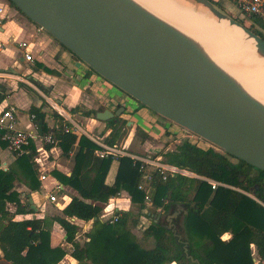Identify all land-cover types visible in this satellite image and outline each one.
<instances>
[{"label": "trees", "instance_id": "trees-1", "mask_svg": "<svg viewBox=\"0 0 264 264\" xmlns=\"http://www.w3.org/2000/svg\"><path fill=\"white\" fill-rule=\"evenodd\" d=\"M210 1L216 4L214 0ZM236 20L245 25L244 20ZM249 20L257 23L261 30L245 26L264 39V21L256 17ZM68 111L75 113L78 108ZM31 113L35 115L38 132L52 131L63 154H68L77 142L70 175L54 170L52 174L64 185L73 187L78 195L72 196L62 208V215L50 219H13L7 215L8 203L15 206L14 214L33 212L32 209L27 211L30 195L24 196L23 202L17 183H23L29 192L39 190L40 183L35 177L32 161L36 152L33 142L28 146L29 153L17 156L14 165L6 169L0 167V219L6 218L0 228V250L6 261L12 264H57L67 251L60 245H50V225L56 222L65 241L71 244L70 255L78 264H88L92 245L102 238V245L107 250L102 264H256L252 247L259 258L257 264H264V171L211 146L204 149L188 139L176 144L171 151H161L165 162L187 167L232 188L218 186L213 189L207 182L195 178L168 177L163 181L155 177L151 195L153 208H160L168 214L176 204H182L187 212L182 213L177 234L152 219L137 241L131 239L130 212L118 211L120 217L114 224L100 222L97 218L103 210L101 203L117 196L121 190L128 192L140 211L146 208L145 191L137 188L141 178L137 162L127 156L119 157L114 182L109 185L105 178L113 157L99 158L94 154L96 144L85 135L63 132L62 117L55 115L58 125L51 128L44 122L41 107L32 108ZM84 114L88 116L89 113ZM118 119L119 116L103 121L107 128H111L105 139L108 144H116L123 135ZM229 157L237 161L233 162ZM251 187L255 192L246 194ZM72 217L84 221L97 218L94 221L97 229L87 233L89 239L82 245L76 239L78 226L70 220ZM116 225L121 227L116 229ZM225 233L230 237L223 239ZM149 238H153L154 245L151 248L141 246V242Z\"/></svg>", "mask_w": 264, "mask_h": 264}, {"label": "water", "instance_id": "water-1", "mask_svg": "<svg viewBox=\"0 0 264 264\" xmlns=\"http://www.w3.org/2000/svg\"><path fill=\"white\" fill-rule=\"evenodd\" d=\"M8 1L143 106L264 171V102L201 41L133 0ZM189 1L217 22L238 29L264 56V39L257 33L210 0ZM123 110V106L115 111L104 109L90 113V117L106 121ZM250 192L255 189L251 187ZM28 198L31 209L37 212ZM177 206L182 218L181 212L187 210ZM175 218V213L169 212V225L155 220L175 232Z\"/></svg>", "mask_w": 264, "mask_h": 264}, {"label": "crops", "instance_id": "crops-1", "mask_svg": "<svg viewBox=\"0 0 264 264\" xmlns=\"http://www.w3.org/2000/svg\"><path fill=\"white\" fill-rule=\"evenodd\" d=\"M0 8H3L4 12L8 13L9 16L8 19L0 23V110L7 105L15 106L18 109L17 126L19 128H32L33 121L29 117L31 109L35 107H41V112L44 113V122L48 127H57V116H55L56 114L44 99V95H49L61 102L67 110L77 107L78 111L70 114L74 118H76V115L83 118L85 125L81 124L82 128L90 135L101 137L104 141L110 134L111 128H107L103 121L91 118L90 113L104 109L115 111L117 107L123 106L124 110L119 115L117 123L120 126L123 125L121 131L124 133L126 129L125 133H127V136L123 138L124 136L122 135L116 144L122 147L124 144V148L130 145L135 146L136 149L134 151L126 149L135 155L160 156L163 159V156L160 155L161 151L173 150L171 148L167 150V139H174V143L178 144L181 142V137L186 138L183 128L143 106L100 76L39 25L27 18L8 0H0ZM22 41L27 43L25 48L19 46ZM25 53H30L31 60L24 58ZM46 68L55 72L49 73ZM84 113L89 114L86 116ZM137 132L142 135L138 143H136L137 140L135 139L139 135ZM32 144L36 151L32 161L36 169L35 177L40 183L39 190L29 192L23 183H18L16 188L21 193L23 202L25 201L23 197L30 195L37 212L32 209L33 212L31 213L14 214L15 206L8 203L7 215L13 219L29 217H46L50 219L54 215H62V208L70 201L72 196L78 195L73 187L64 185L58 180L56 175L52 174L54 170L61 174L70 175L74 165L73 156L78 147L77 142H75L68 154H63L58 144L49 148H46L41 143V147H38L36 141ZM29 151L28 147L26 153H29ZM15 159L16 157L7 149L6 144L0 140V163L3 164L5 162L8 167L14 165ZM113 163L116 165L114 175L111 178H107ZM111 166L105 178V183L109 185L114 182L118 158H113ZM42 174L46 175L44 179H40ZM49 193L55 194L57 203L48 199ZM152 193L153 191H151V195ZM101 205L103 206V210L100 213L102 216L100 217L99 215L97 217L100 222H107L112 215L120 214L118 211H128L131 214V209L134 207L139 209L137 204L132 203L130 195L125 190H121L117 196L111 197L106 203H101ZM177 205L185 209L184 205L176 204L173 208L174 211L178 209ZM30 206V203H28L27 211L31 209ZM149 206L147 205V208L141 210V212L150 221L155 217L152 213H149ZM157 210L159 211L160 208ZM159 213L157 218L161 217V211ZM96 219L84 221L76 217L70 218L78 226L76 239L81 245L89 239L87 233L97 229V225L94 223ZM5 222L6 218H3L0 228ZM50 226V245H60L67 251L63 259L57 264H78V261L70 255L72 246L65 241L62 229L56 222H51ZM59 232H62L63 242L61 243L58 241ZM225 235L228 236L227 238L230 237L229 233H225ZM102 239H98L92 245L88 264H102L104 262L107 250L102 245ZM147 242L150 245H154L153 238ZM252 255L255 262L259 261L256 251ZM0 261L12 264L3 258L1 250Z\"/></svg>", "mask_w": 264, "mask_h": 264}, {"label": "built area", "instance_id": "built-area-1", "mask_svg": "<svg viewBox=\"0 0 264 264\" xmlns=\"http://www.w3.org/2000/svg\"><path fill=\"white\" fill-rule=\"evenodd\" d=\"M234 6L238 11L246 16H254L261 21H264V0H232ZM0 23L3 20L9 18L8 13L4 12L3 8H0ZM19 46L25 48L27 43L22 41L19 43ZM24 58L26 60H31L30 53H25ZM21 80V79H19ZM23 81V80H21ZM45 101L50 105L53 112L62 117L64 120L63 132L71 133L76 136L87 135L88 139L96 144V148L94 150V154L99 158H104L111 156L113 158H119L122 156H127L132 158L137 162L138 171L140 173V182L138 183L137 188L139 190L145 191L144 194V202L147 205H152V182L155 177H159L161 180L165 181L168 177H184V178H195L202 181L207 182L211 185V188H216L218 186H226L231 187L227 184L218 182L206 176L197 174L190 170L187 167L178 166L175 164L165 162L160 156H140L135 155L127 151L124 147L118 144H108L101 137H94L90 135L87 131H85L81 124H79L75 118L70 114V112L65 108V106L57 101L55 98L44 95ZM18 109L13 105H7L5 108L0 110V140L6 144L7 149L13 154V156L17 157L23 155L27 152L28 146L30 142L39 141L43 146L50 145V147H54L57 145V138L55 137L52 131L39 133L38 125L34 122L35 115L30 114V120L33 121L32 128L30 129H21L17 126L18 122ZM185 132V131H184ZM189 133H185L186 138L188 140H199L202 142L204 146H211L213 148H217L214 145L210 144L199 136L193 134L190 131ZM86 136V137H87ZM201 147L200 144H197ZM218 149V148H217ZM216 149V150H217ZM0 167L3 169L7 168L6 163H0ZM46 177L45 174L40 175V179H44ZM232 188V187H231ZM48 199L52 202L57 203V199L54 193L48 194ZM159 211L156 210L153 213L154 217L159 215ZM120 214L112 215L107 222L113 224L118 221Z\"/></svg>", "mask_w": 264, "mask_h": 264}, {"label": "bare ground", "instance_id": "bare-ground-1", "mask_svg": "<svg viewBox=\"0 0 264 264\" xmlns=\"http://www.w3.org/2000/svg\"><path fill=\"white\" fill-rule=\"evenodd\" d=\"M133 1L167 24L201 41L202 45L208 46L216 53L230 70L234 67L240 70V75L247 77L245 82L258 93L255 92V96L264 102V56L259 55L256 45L244 38L238 29L225 26L210 16L206 18L209 14L202 16L184 0ZM233 73L243 80L244 77Z\"/></svg>", "mask_w": 264, "mask_h": 264}, {"label": "rangeland", "instance_id": "rangeland-1", "mask_svg": "<svg viewBox=\"0 0 264 264\" xmlns=\"http://www.w3.org/2000/svg\"><path fill=\"white\" fill-rule=\"evenodd\" d=\"M188 5H190V7L194 10V11H197L198 13L200 12V14L202 15H204V14H206V15H208V13L207 12H205V10L204 9H202L201 7H199V6H197L196 4H194L193 2H191V1H189V0H184ZM215 1V3L216 4H214L220 11H222V12H224V13H226L227 15H229L230 17H232V18H234V19H239V20H244V22H245V25H247V26H252V28L253 29H256V30H261L260 29V26H258V24L257 23H252V20H249V19H251L252 17H254V16H246V15H243V14H241L239 11H238V9H236V7L234 6V4H233V1L232 0H214ZM191 2V3H190ZM201 9V10H200ZM202 12V13H201ZM204 12V13H203ZM202 15V16H203ZM205 15V16H206ZM204 16V17H205ZM209 16L210 15H208V17L206 16V18H209ZM211 17V16H210ZM236 67H234V68H232V70L231 71H233V72H236L237 73V75H240L241 74V72H240V70L238 71L237 70V68L235 69ZM241 76V75H240ZM244 77V78H243ZM246 76L245 75H242L241 76V78H243V81H245L246 79H247V77L245 78ZM75 120L79 123V124H82V125H85V123L83 122L84 121V119L83 118H81V117H78L77 115H76V118H75ZM164 120V119H163ZM123 126V125H122ZM184 134L185 133H189V132H187L188 130H185L184 129ZM126 132V129H125V131H124V133H123V138H126V136H127V133H125ZM137 133H139V132H137ZM141 137H142V135L139 133V135L137 136V137H135V139L137 140V142L136 143H138L139 141H140V139H141ZM185 138H183V137H181L180 138V141H182V140H184ZM168 141V147H167V150H168V148H171V149H174V147H175V145H176V143H174V139H171V138H169V139H167ZM189 141H191L192 143H195V144H200L201 145V147L202 148H204V149H206V148H208L209 146H204L203 144H202V142L201 141H199V140H195L194 142L192 141V140H189ZM37 142V145H38V147H41L40 146V142L39 141H36ZM166 144V145H167ZM207 144H208V142H207ZM209 145V144H208ZM123 147H125V145L123 144ZM125 149H129V150H131V151H134L136 148H135V146H132V145H130V146H128L127 148H125ZM163 149H165V148H163ZM217 149V148H216ZM219 149V148H218ZM219 150H221V149H219ZM221 151H223V150H221ZM229 159L231 160V161H233V162H236L237 160L236 159H234V158H231V157H229ZM115 168H116V165H115V163H113L112 164V166H111V168H110V171H109V175L107 176V178L108 177H113V175H114V172H115ZM250 172H251V170H250ZM253 172V171H252ZM18 184V183H17ZM20 187V186H19ZM20 188H22V187H20ZM239 190V189H238ZM246 194H248V195H252V193L249 191V192H246ZM190 195H191V192H189V194H188V196L190 197ZM147 206V205H146ZM147 208V207H146ZM156 210L157 209H154L153 208V206L152 205H150L149 206V208H148V211H150L149 213H155L156 212ZM131 211H132V213L130 214V220H129V222H128V225H129V229H130V233H131V239H136L137 241H139L140 240V238L142 237V231H143V228L144 227H146L148 224H149V220L147 219L148 217H145V216H143L142 215V212L139 210V209H137V208H133V209H131ZM159 211H161V219H162V223H166V222H168V221H165V217H166V213L164 212V211H162L161 209L159 210ZM102 216V214L100 215V217ZM142 216H143V218H142ZM181 218V217H180ZM182 219V218H181ZM181 219H180V221H181ZM2 220L3 219H0V224H1V222H2ZM165 221V222H164ZM167 224H169V222L167 223ZM167 224H164V225H167ZM98 226H99V224H98ZM51 227V226H50ZM120 228L121 227V225H116V226H114V228ZM116 228V229H117ZM134 230V231H133ZM228 236L227 235H223L222 236V238H227ZM58 241H59V243H61V242H63V239H62V232H59V237H58ZM149 239H151L152 240V238H149ZM149 239H146L147 241H149ZM146 240H144L145 242H141V246H143V247H145V248H151L153 245H150ZM252 253L254 254L255 253V249H254V247H253V250H252ZM258 261V260H257ZM256 261V262H257ZM257 263H259V261L257 262ZM256 263V264H257ZM0 264H7V263H4L3 261H0Z\"/></svg>", "mask_w": 264, "mask_h": 264}, {"label": "flooded vegetation", "instance_id": "flooded-vegetation-1", "mask_svg": "<svg viewBox=\"0 0 264 264\" xmlns=\"http://www.w3.org/2000/svg\"><path fill=\"white\" fill-rule=\"evenodd\" d=\"M171 213H175V215H176V218L174 219V220H176L175 223H174V228H175L174 230H175V233L177 234V232H178L177 228L179 227L180 222H181L180 221L181 218L179 217L180 214L177 211L175 212L174 210H172ZM154 219H158V221L162 222V219L160 217L159 218L156 217ZM165 220H166V217H165Z\"/></svg>", "mask_w": 264, "mask_h": 264}]
</instances>
